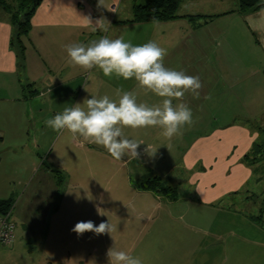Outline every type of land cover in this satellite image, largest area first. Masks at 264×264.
I'll use <instances>...</instances> for the list:
<instances>
[{"label":"crops","instance_id":"obj_1","mask_svg":"<svg viewBox=\"0 0 264 264\" xmlns=\"http://www.w3.org/2000/svg\"><path fill=\"white\" fill-rule=\"evenodd\" d=\"M227 4L230 9H226ZM132 5V0H101V4L99 0L43 1L22 39L23 62L11 45L15 32L11 16L0 8V154L10 148H29L13 139L20 137L23 118L34 122L37 115L44 114L40 136L48 135L51 141L43 146L38 136L33 150L25 153L36 150L38 158L40 148H49L46 157L55 158L54 154L50 157L56 145L51 148L54 131L50 133L52 129L45 121L91 96L107 95L118 101L120 90L132 92L138 104H160L162 98L141 88L134 78H110L97 68L84 70L69 65L66 51L67 45L88 44L103 36L123 38L133 45L154 41L166 50V68L199 77L202 87L198 98L188 92L181 101H173L192 110L193 123L171 140L160 135L159 127L124 128L125 137L142 144L137 148V158L126 155L119 161L102 146L73 139L63 130V138H57L56 156H64L68 163L69 159L88 165L93 160L104 161L124 174L127 187L123 188L122 207H131L134 218L125 220L123 227H148L139 236L128 235L129 240L142 244L160 237L170 249L179 250V264H226L227 259H240L244 252L248 253V264L252 260L257 263L264 259V234L258 230L255 216L236 205L252 202L250 197L257 194L263 179L259 164L264 157V127L254 124L259 120L264 124V8L241 13L236 0H182L179 18L135 24L130 23ZM219 5L223 11H217ZM100 19H104L107 32L92 31ZM22 70L29 82L26 86ZM35 83L38 89L33 88ZM208 96L210 99H205ZM27 97L40 99L35 103L39 107L31 106ZM254 145L258 147L255 155L250 153ZM148 146L154 154L146 151ZM23 150L18 152L20 157L25 156ZM43 164L31 171H41L40 190L49 196L54 194L57 169L54 163ZM153 177L174 189L176 199L141 188ZM128 197L132 201H126ZM10 214L14 222L16 206ZM241 225L258 235L242 234ZM34 227L37 229L31 238L35 250L26 251L23 261L49 264L61 258L66 246L59 234L53 238L52 221L43 218ZM14 241L12 251L18 249L16 238ZM129 246V254L147 257V248L134 243ZM78 252L83 255L85 249L81 247Z\"/></svg>","mask_w":264,"mask_h":264},{"label":"rangeland","instance_id":"obj_2","mask_svg":"<svg viewBox=\"0 0 264 264\" xmlns=\"http://www.w3.org/2000/svg\"><path fill=\"white\" fill-rule=\"evenodd\" d=\"M4 1L9 5L13 3V0ZM141 2L142 0H139V3ZM227 5L225 6L226 9H230L231 5ZM216 9L217 11H223V5H219ZM20 75L23 85L26 86L29 82L26 80L25 72L20 71ZM29 79L31 80V78ZM81 84H83V80L80 81ZM33 88L38 89V83L33 84ZM26 93L29 95L28 89H26ZM27 98V102L32 103L31 106L34 108L39 107L35 103L40 99H37V97ZM40 106L43 107L44 105L41 104ZM44 116L46 117L44 114L37 115L34 122L32 119L29 121L22 119L20 132H18L20 137L13 140L22 141L23 145L29 148L25 150L20 148L16 151L10 148L6 153L2 152L0 154V201L11 199L13 201L11 211L16 206L14 222L16 224V244H18L16 251H12V246H0V264H26V261L22 259V255L35 250L33 249L31 237L33 231L37 229L34 227L35 224L43 218L46 222L52 221L53 238H57L59 234L62 239L61 244L63 247L66 246V252L61 254V258L50 260L49 264H108L106 253L110 247L113 246L117 250L128 252L129 245L132 243L147 248V257L130 254L140 257L142 264H179V250L173 251L170 249L160 237L152 241L146 240L147 242L142 244L139 243V240L128 239V235L139 236L142 231L146 233L148 227L146 225H143L142 228L123 227L122 223L129 218H134V216L131 207H122L125 197L123 188L127 187V184L126 178L123 177L124 174L118 170L117 166L114 167L100 160H93L90 165L84 162L71 163L70 159L68 163L64 156L57 157L56 154L59 151L57 138L62 139L65 131L59 133L54 130L50 131L51 134L54 131L51 148L56 144L54 153L50 157L54 154L55 158L46 157L49 148H46V150L40 148L38 158L36 150L32 154L31 152L28 155L25 153L28 149L33 150L35 143L38 142L36 138L42 135L43 131L40 126L41 119ZM258 122L254 124L255 127L259 128L262 125L264 127L262 120ZM263 138L264 135L261 136V140ZM40 139L43 146L49 145L51 141V137L48 135L46 137L40 136ZM21 150L25 153L24 157H20L18 154ZM262 154H264V151H262ZM53 163L57 169L55 172V185L52 189L54 194L44 196L40 190L43 187L42 173L39 171L36 174L31 170L33 168L36 170L41 164L46 167ZM68 165L71 167L70 169L66 167ZM259 166L263 179L258 185L257 194L251 195L252 202L244 201V205L246 204L247 207L241 203L236 206L240 207L244 213L255 216V220L259 223L258 230L262 231L261 234H264V192H262L264 190V157ZM20 168L23 169L22 173L18 171ZM64 168L67 170H63ZM15 171H18V173ZM130 195L132 196V193ZM126 201H132V199L128 197ZM52 206L53 210H51ZM97 207H99L102 214L98 212ZM259 209L262 211H259ZM258 215L261 219L258 218ZM89 220L97 226L101 222H110L113 228L112 233L96 235L93 232H85L82 235H77L71 231L77 222ZM237 226H240V224ZM241 233L258 235L250 229H245L243 225H241ZM81 247L85 249L83 255H79L78 252ZM247 255L248 253L244 252L240 259H227L228 263L226 262V264H248ZM254 261L252 260L251 264H264V259L256 260L257 263Z\"/></svg>","mask_w":264,"mask_h":264},{"label":"clouds","instance_id":"obj_3","mask_svg":"<svg viewBox=\"0 0 264 264\" xmlns=\"http://www.w3.org/2000/svg\"><path fill=\"white\" fill-rule=\"evenodd\" d=\"M101 4V0H99ZM100 19L92 26V31L107 32L108 27ZM68 64L84 70L97 68L105 77L135 79L141 88L161 97L160 104L148 106L137 103L132 92H120L119 99L109 96H91L83 103L66 107L62 112L47 119L45 124L56 132L67 130L73 139L102 146L109 155L119 161L126 155L138 157L140 144L124 136V128L159 127L160 135L168 140L181 134L185 125L193 123L192 110L181 101L185 93L200 96L202 84L199 77L186 75L183 71L166 68L163 64L166 50L156 42L149 41L142 45H133L123 38L110 39L103 36L88 44L76 43L66 46ZM210 99V96L205 97ZM154 154L151 147L146 149ZM98 212L102 214L99 207ZM77 235L93 232L96 235L113 231L110 222H101L98 226L93 221H80L71 229ZM108 264H142L138 256L117 250L113 246L107 250Z\"/></svg>","mask_w":264,"mask_h":264},{"label":"trees","instance_id":"obj_4","mask_svg":"<svg viewBox=\"0 0 264 264\" xmlns=\"http://www.w3.org/2000/svg\"><path fill=\"white\" fill-rule=\"evenodd\" d=\"M45 0H13L12 5L0 0V8L10 14L11 21L15 27L12 38V48H14L19 62L24 60V46L22 43L30 29V20L39 5ZM182 0H132V18L130 23L143 24L154 22H165L179 18L177 12ZM238 11H257L264 8V0H236ZM258 151L257 145L251 149L253 155ZM249 158L247 155L245 160ZM142 189L153 191L171 200L176 199V191L166 186L158 177H153L142 184ZM13 205L11 199L0 201V215L10 211Z\"/></svg>","mask_w":264,"mask_h":264},{"label":"built area","instance_id":"obj_5","mask_svg":"<svg viewBox=\"0 0 264 264\" xmlns=\"http://www.w3.org/2000/svg\"><path fill=\"white\" fill-rule=\"evenodd\" d=\"M10 213L0 215V246H12L15 240L16 226Z\"/></svg>","mask_w":264,"mask_h":264}]
</instances>
